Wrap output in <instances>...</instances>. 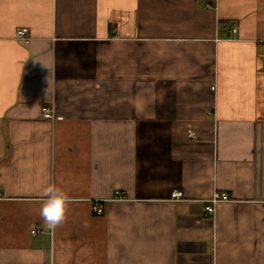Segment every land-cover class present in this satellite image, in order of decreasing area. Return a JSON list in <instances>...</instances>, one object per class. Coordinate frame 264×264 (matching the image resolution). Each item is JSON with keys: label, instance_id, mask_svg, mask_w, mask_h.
<instances>
[{"label": "crops", "instance_id": "crops-1", "mask_svg": "<svg viewBox=\"0 0 264 264\" xmlns=\"http://www.w3.org/2000/svg\"><path fill=\"white\" fill-rule=\"evenodd\" d=\"M0 264H264V0H0Z\"/></svg>", "mask_w": 264, "mask_h": 264}, {"label": "clouds", "instance_id": "clouds-1", "mask_svg": "<svg viewBox=\"0 0 264 264\" xmlns=\"http://www.w3.org/2000/svg\"><path fill=\"white\" fill-rule=\"evenodd\" d=\"M41 197L39 215L42 226L46 230L55 231L67 218L70 196L55 184H48L41 189Z\"/></svg>", "mask_w": 264, "mask_h": 264}, {"label": "built area", "instance_id": "built-area-1", "mask_svg": "<svg viewBox=\"0 0 264 264\" xmlns=\"http://www.w3.org/2000/svg\"><path fill=\"white\" fill-rule=\"evenodd\" d=\"M237 30V25H234L232 27V31ZM18 39L23 41L24 43H29L31 40V36L29 34V29L27 27L20 28L17 34ZM41 112L46 118H53L55 117V112L49 105H43L41 108ZM190 136H196V133L194 130H189ZM172 199L179 200L183 198V191L182 190H174L171 194ZM232 198L230 197V194L225 191H214L212 196L207 198L206 204H205V210L209 214H214L216 211V206L220 202L229 201ZM92 209L97 214H102L105 211L104 201L103 200H95L92 204ZM36 230H33L35 232Z\"/></svg>", "mask_w": 264, "mask_h": 264}]
</instances>
